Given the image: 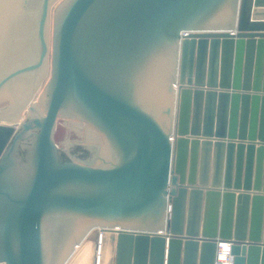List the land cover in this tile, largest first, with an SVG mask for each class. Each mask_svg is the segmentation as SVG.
Returning a JSON list of instances; mask_svg holds the SVG:
<instances>
[{"label": "water", "instance_id": "1", "mask_svg": "<svg viewBox=\"0 0 264 264\" xmlns=\"http://www.w3.org/2000/svg\"><path fill=\"white\" fill-rule=\"evenodd\" d=\"M36 2L35 55L0 75V92L45 65L52 0ZM259 6L62 0L39 103L17 121L37 78L13 112L0 111V264H215L218 240L232 241L233 264H264ZM157 73L158 113L142 92ZM60 114L93 127L110 155L60 148ZM75 218L84 227L63 246Z\"/></svg>", "mask_w": 264, "mask_h": 264}, {"label": "bare ground", "instance_id": "2", "mask_svg": "<svg viewBox=\"0 0 264 264\" xmlns=\"http://www.w3.org/2000/svg\"><path fill=\"white\" fill-rule=\"evenodd\" d=\"M36 5H37L36 0H31L30 4L28 5L29 10L35 7ZM29 10L26 9L25 11H22L19 6V0H0V72L4 70V67H6L5 65L9 64L7 66L9 67L10 65L13 66L14 64L12 63L14 62L16 63V61L18 63H20L21 61L24 62L25 60H27V58L29 57L31 53V48H30L31 44L29 43L30 42L31 14ZM166 73H167V69L165 70V74ZM158 74L160 73L154 74L151 81H148L144 85V88L142 90V92H144L145 90L148 93L147 100L150 104H151L150 100H152V102L154 103L155 101L157 102V100H159V102L164 100V97L161 96L160 94L161 93L160 78ZM26 76H27V79H25L24 77L23 78L19 77L18 79H14L8 85H6L2 89L1 92L2 93L7 92L13 98L16 94L22 95L25 89L27 88L26 84H27L29 75H26ZM32 77H33L32 82L34 83V81H36L38 77H36L35 74ZM139 83H140V86H142V82H139ZM154 85H156L155 88H154ZM142 92L140 93L141 96H143ZM152 93L153 94L155 93V95L153 96ZM160 96L161 98H159ZM13 106L14 105L12 104V107ZM3 123H6V122H3ZM88 131H89L88 133H90L89 135L90 141L94 140L99 145L102 137L99 136L96 131H93V129L89 128ZM91 146L94 147L93 143L91 144ZM101 146H102L101 149L103 153L106 155H110L109 144L106 141H104V139H102ZM71 220L72 219H70L68 223H65V225L64 224L62 225L63 241H67L68 239L72 238L75 231L81 224L79 219L75 218V220L74 219L72 221Z\"/></svg>", "mask_w": 264, "mask_h": 264}, {"label": "rangeland", "instance_id": "3", "mask_svg": "<svg viewBox=\"0 0 264 264\" xmlns=\"http://www.w3.org/2000/svg\"><path fill=\"white\" fill-rule=\"evenodd\" d=\"M20 1L21 0H19V6H20ZM61 1L62 0H56V1L52 0V2L50 4L51 7L49 8L50 12L48 13V20H47V25H46V37H47V42H48V52H47V56H46L45 65H44V67L42 69V72L39 75V77L37 76V74H35V76L38 77V82H36V85L33 87L32 93H31L30 97L27 99L28 102L26 103V105L24 107L21 108L17 121H21V120L25 119L29 115L28 105H30V104H38L39 103L40 96H42V92L44 90V86L47 83L48 79L50 78V75H51V50H52V35H53V23H54V9ZM30 48H31V53H30L29 57L27 58V60H25V62L32 60V57L35 55L34 45H33V47L31 45ZM17 63L18 62L16 61V63L15 62L12 63V64H14L13 66L10 65L9 67H7L9 64L5 65L6 67H4V70H2L0 72V75L4 74L5 71L7 72L9 69L14 68L15 65H19L20 63H23V62L21 61L20 63H18V64ZM23 77L25 79H27V76H23ZM23 77H21V78H23ZM32 81H33V77H32V75H29L28 81H27V84H26L27 88L25 89L24 93L22 95L16 94L14 96V98L10 94H8L7 92H3V93L0 92V111L8 112V113L13 112L14 111V106L12 107V104L13 105L17 104V103L23 101V99L26 98L27 95H25V94L27 93V91H29L30 87L32 86L31 85ZM155 86L156 85H154V88H155ZM152 95L154 96L155 93L154 94L152 93ZM161 96H163L162 93H161ZM161 96L159 98H161ZM150 101H151V104L153 105L154 102H152V100H150ZM164 101L162 100V101L159 102V100H157L158 103L155 101V103H157V106L154 107L155 110H156V113H158V110L161 107V105L159 106V104H161ZM164 104H166V102ZM164 104H162V106ZM11 107H12V109H11ZM38 108H41V107L38 106ZM89 128L93 129V131H95V129L93 127L87 125L86 123L81 122L79 119L75 118L74 116H68V115L66 116L64 114H60L57 117V121H56V127H55L54 135H53L54 136V140L60 146V148L65 149L66 151H68L70 153H73L77 157H82V156L84 157V156H90V155L93 156L94 153L91 152V150L86 151L85 149H83L81 147V145H86V146L89 145V146H91L92 143L94 145V148H95V145H97L98 151L100 153H103V151L101 149V147H102L101 146L102 145V139H101L99 145L94 140L90 141V139H89L90 138L89 137L90 133H88L89 132L88 131ZM99 139H100V137H99ZM91 147H93V146H91ZM50 225H51V228H54V223L53 222H51ZM83 227H84L83 224L82 225L80 224V226L75 231L73 237L75 236L77 231H80V229L83 228ZM68 241H69V239L67 241H63V239H62V245L64 246Z\"/></svg>", "mask_w": 264, "mask_h": 264}, {"label": "built area", "instance_id": "4", "mask_svg": "<svg viewBox=\"0 0 264 264\" xmlns=\"http://www.w3.org/2000/svg\"><path fill=\"white\" fill-rule=\"evenodd\" d=\"M231 240H218L216 244L215 264H233L231 254Z\"/></svg>", "mask_w": 264, "mask_h": 264}, {"label": "crops", "instance_id": "5", "mask_svg": "<svg viewBox=\"0 0 264 264\" xmlns=\"http://www.w3.org/2000/svg\"><path fill=\"white\" fill-rule=\"evenodd\" d=\"M254 8V7H253ZM258 8H263L264 9V6H259ZM264 17V16H263ZM261 20H264V19H261ZM173 100H174V96H171V102L170 105L172 106L173 108ZM167 246V245H166Z\"/></svg>", "mask_w": 264, "mask_h": 264}]
</instances>
